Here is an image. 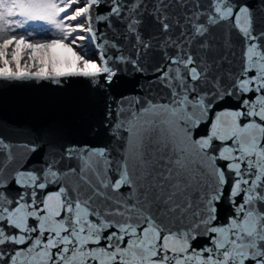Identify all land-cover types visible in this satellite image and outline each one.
Masks as SVG:
<instances>
[{
  "label": "snow or ice",
  "instance_id": "snow-or-ice-1",
  "mask_svg": "<svg viewBox=\"0 0 264 264\" xmlns=\"http://www.w3.org/2000/svg\"><path fill=\"white\" fill-rule=\"evenodd\" d=\"M71 78L0 134V264H264V0H0V85Z\"/></svg>",
  "mask_w": 264,
  "mask_h": 264
},
{
  "label": "water",
  "instance_id": "water-1",
  "mask_svg": "<svg viewBox=\"0 0 264 264\" xmlns=\"http://www.w3.org/2000/svg\"><path fill=\"white\" fill-rule=\"evenodd\" d=\"M86 83L71 78L63 88L46 83L0 85V134L15 135L53 121L72 131L82 115L80 101L87 94Z\"/></svg>",
  "mask_w": 264,
  "mask_h": 264
},
{
  "label": "rangeland",
  "instance_id": "rangeland-1",
  "mask_svg": "<svg viewBox=\"0 0 264 264\" xmlns=\"http://www.w3.org/2000/svg\"><path fill=\"white\" fill-rule=\"evenodd\" d=\"M54 58L60 62V64L64 67L71 65L72 68L76 67L75 58L73 57L72 53L69 52L67 49H64L60 46H56L51 50ZM21 63H23V58L21 55Z\"/></svg>",
  "mask_w": 264,
  "mask_h": 264
}]
</instances>
